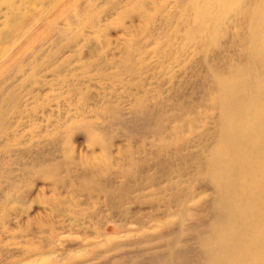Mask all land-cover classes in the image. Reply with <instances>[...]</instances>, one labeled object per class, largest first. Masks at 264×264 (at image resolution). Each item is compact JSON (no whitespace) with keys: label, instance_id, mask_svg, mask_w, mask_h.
<instances>
[{"label":"rangeland","instance_id":"374dc122","mask_svg":"<svg viewBox=\"0 0 264 264\" xmlns=\"http://www.w3.org/2000/svg\"><path fill=\"white\" fill-rule=\"evenodd\" d=\"M147 1L160 13L150 24L126 18L130 31L110 23L113 1L94 0L112 15L66 46L56 31L30 28L53 17L50 0L19 3L23 15L0 26V52L12 45L26 70L0 77V96H10L0 128V264H209L206 239L223 213L206 176L219 135L209 70L248 55L238 37L207 53L199 42L183 45L174 0ZM75 8L67 7L69 33L84 19ZM20 23L41 39L28 45ZM128 40L133 72L117 63Z\"/></svg>","mask_w":264,"mask_h":264},{"label":"bare ground","instance_id":"6f19581e","mask_svg":"<svg viewBox=\"0 0 264 264\" xmlns=\"http://www.w3.org/2000/svg\"><path fill=\"white\" fill-rule=\"evenodd\" d=\"M23 1L30 2L29 4L47 2L0 0V26L9 18L23 15L20 9ZM50 1L44 10H54L53 17L49 20L39 18V22L34 21L30 28L33 25L42 26V32L45 34L56 31L58 40H63L65 46L69 42L83 39L82 26L100 28V18L105 20L112 15H101L105 8L95 6L94 0H85L86 5L77 4L78 0ZM107 1L114 2L111 9L115 10V17L110 23L120 24L130 31L132 28L129 26L134 24L132 25L130 20L126 26L123 20L138 15L142 17L144 24H150L162 9V6L157 4L149 6L147 0ZM68 6H76V14L85 19H80L76 23L79 29L70 33L69 25L73 20ZM173 6L179 8L174 26L179 30L181 27L180 37L183 45L199 42L207 53L210 48L221 45L223 37L229 36L233 40L238 37V45H243L241 50L248 55L247 58H242L243 60L230 62L224 72L211 68L209 70L217 91L212 103L219 108V135L208 157L209 168L206 170V176L214 184L215 192L219 196L217 203L223 213L222 223L219 224L215 238L206 239L209 246L206 249L210 254L209 264H264V0H174ZM61 17L63 19H60ZM59 20L63 21L64 27L58 26ZM16 27L18 32L22 31L21 35L27 39L28 45L41 39L35 30L25 32L26 29L23 30L21 23ZM240 28L247 33L240 35ZM6 31V27L0 28V35L5 36ZM126 43L124 41L119 50L121 60L117 63L133 72L136 70L132 63L133 46L129 40ZM27 46L25 45L24 49L29 48ZM11 47L0 52V77L12 66V69H16L14 73L19 72V76H14L17 79L22 77L26 70L21 69L17 51L11 50ZM62 53L61 50L58 55ZM56 54V49L52 50L50 57L54 58ZM89 58L80 57L83 66L89 64ZM107 63L116 66L111 60ZM31 71H37L36 66L31 67ZM9 98L10 96H5L2 91L0 128L3 126L2 102ZM3 197L7 199L8 196L5 194ZM36 252L29 251V256L39 254ZM41 256L45 257L46 253L41 252Z\"/></svg>","mask_w":264,"mask_h":264}]
</instances>
